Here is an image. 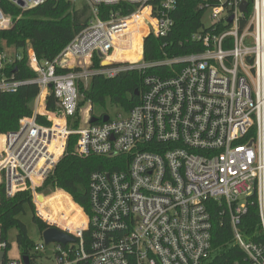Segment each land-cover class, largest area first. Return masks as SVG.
Masks as SVG:
<instances>
[{"label": "built area", "instance_id": "1", "mask_svg": "<svg viewBox=\"0 0 264 264\" xmlns=\"http://www.w3.org/2000/svg\"><path fill=\"white\" fill-rule=\"evenodd\" d=\"M9 1L19 6V0ZM20 1L29 8L46 0ZM70 2L74 6L77 0ZM80 2L89 8L88 22L55 58L39 62L28 51L35 78H0V90L8 93L37 84L35 103L43 107L3 134L0 184L9 197L28 191L47 228L74 240L33 242L29 254L16 260L7 255L0 227V264H24L23 256L28 264H41L39 258L50 264H202L211 251L214 202L221 204L233 241L244 253L234 264H264V0H199L203 16L209 12L211 20L191 36L201 49L157 62L179 68L171 76L146 77L139 102L125 115L91 124L89 109L86 126L72 129L69 121L80 109L78 84L87 87L94 75L112 78L145 67L144 40L169 34L178 0ZM9 23L0 9V28ZM136 36L140 59L114 60L113 54L130 48ZM13 52L11 59L3 52L2 60L20 57ZM94 55L100 67L93 65ZM50 92L54 111L45 104ZM38 114L47 123L38 121ZM71 134L77 136V156L118 157L114 163L123 166L90 175L89 212L79 206L83 221L77 223L72 209L39 201L49 198L44 182ZM249 204L257 208L261 241L240 229Z\"/></svg>", "mask_w": 264, "mask_h": 264}, {"label": "trees", "instance_id": "2", "mask_svg": "<svg viewBox=\"0 0 264 264\" xmlns=\"http://www.w3.org/2000/svg\"><path fill=\"white\" fill-rule=\"evenodd\" d=\"M198 2L199 0H178L172 15L174 25L169 34L160 38L153 35L145 38L143 43L145 67L124 70L112 78L94 75L90 78L87 88H81L85 98L90 100L91 106L101 111L100 115L96 116L92 113L93 107H91V115L98 117V122H102L101 117L106 114L107 104L119 106L126 112L136 105L145 88L144 79L146 77L171 76L179 68L177 64L169 66L156 64L157 62L201 49L200 45L191 39L192 34L199 31L202 26L203 11L199 8ZM0 9L10 16L9 25L0 28V64H2L0 78L13 77L14 80H30L36 77V73L28 65L29 49L34 52L39 62L52 60L87 24L89 19L87 5L83 4L74 8L70 0H46L41 5L29 8H22L9 0H0ZM5 48H13L20 57L12 62L3 61L1 55ZM134 48L140 54L141 39L139 36L135 38L130 48H126L127 53ZM117 55L118 52L112 58L117 60ZM93 65L100 67L97 55L93 57ZM38 94L39 87L35 83L21 85L13 93L0 90V135L17 130L22 117L33 115L32 103ZM45 104L47 110H56L52 92L47 95ZM37 120L47 123V120L39 114ZM77 122L76 119L74 122L69 121V127L75 128ZM76 140V134L69 135L65 153L46 178L44 189L51 191L59 188L69 194L75 205H70L68 210L72 209L75 212L72 220L77 223L80 218L83 219L78 206L89 212L90 175L95 171L120 169L123 166L121 163H114L118 157L107 158L91 155L82 158L77 156L74 153ZM55 195L59 203H62L60 202L62 198L68 199L69 202L70 197L63 192H55ZM63 204L61 209L64 210L65 205ZM26 206L32 211V219L39 231L46 229L47 224L34 213L31 194L28 191H20L13 197H9L6 194L4 183L0 184L2 236L6 239L9 230L16 229L20 255L29 254L33 245L25 225L19 218V215L25 212ZM221 209V204L215 202L209 207L212 224L211 251L202 264H234L235 261L244 259L243 251L233 241L229 220L221 214ZM240 229L248 239L263 240L258 233V212L255 204H249L247 213L241 219Z\"/></svg>", "mask_w": 264, "mask_h": 264}, {"label": "rangeland", "instance_id": "3", "mask_svg": "<svg viewBox=\"0 0 264 264\" xmlns=\"http://www.w3.org/2000/svg\"><path fill=\"white\" fill-rule=\"evenodd\" d=\"M80 5H81L80 0H77V2L74 4L75 7H79ZM9 18H10V16H9ZM210 21L211 20H210L209 12H207L206 14H204V16L202 18V22H203V24L205 26H207V25H209ZM137 37L138 36H136V38ZM121 50H120V52H119V50L117 51L118 52V55H117L118 59L123 58L124 60H126L127 59V51L128 50H126V49H123L122 51ZM13 51H14L13 48H11V49L5 48L4 53L6 54V56H8L9 59H11L14 56V52ZM113 55L115 56V53ZM78 85H79L78 86V88H79V102L81 101V105L79 107L80 108L79 111L77 112L78 114H77V116L75 118L78 121L77 122V126L75 128H77V127H80V128L82 127L83 128L87 124V120H88V116H89V109H90V114H91V107H93L92 108V113L95 114L96 116L100 115L101 111H98V109L95 106H91L90 100H87L85 98V94L82 93L83 90H81V88L86 89L87 87H85V84H83V81H81ZM35 100L32 103L33 112H35V110H40V109L43 110V107H42L41 104L36 106ZM105 113L108 114L111 119H114V118L117 117V114H119V113L122 114V115H125L126 111L123 110L119 106H114V105L107 104V108H106V112ZM74 120L71 121V122H74ZM75 128H72V129H75ZM2 136H3V134L0 135V147H2V143H1V141H2L1 137ZM45 190H47V189H45ZM55 192H63L64 194H67L63 190H61L59 188H56L54 190H51L49 192V194L46 195V196L49 195L48 199L43 198L41 196V197H39V201L42 202V203L48 201V202H50V204L53 207L56 205V207H58V208H62V204L64 203L63 205H65V207H64L65 209H68L70 207V205L72 206V204H74L72 202L71 198L69 199V202H68V199L62 198V200H60V202H62V203H59L57 201L58 198H57V195H55ZM71 213L73 215L75 212L73 210H71ZM80 213L82 214L81 211H80ZM19 218L23 222V224L25 225V227L27 229L28 236L32 240V242H34V243H42L43 238H42L41 233H40V231H39V229L37 227V224L32 219V211L30 210L29 207H27V206L25 207V212L20 214ZM16 235H17L16 229H10L8 234H7V236H6V241L9 244V250H8V254H7L8 257L11 258V259H16L17 260L20 257V253H19V248H18V244H17V240H16ZM51 247H53V244H49L47 246L46 253H49V249ZM38 262H40L41 264H50L48 262L40 260V258H39Z\"/></svg>", "mask_w": 264, "mask_h": 264}, {"label": "water", "instance_id": "4", "mask_svg": "<svg viewBox=\"0 0 264 264\" xmlns=\"http://www.w3.org/2000/svg\"><path fill=\"white\" fill-rule=\"evenodd\" d=\"M18 5L20 7H22L24 5V3L22 1H17ZM244 7V4L243 6ZM110 62H107V61H103V65L106 66V65H109ZM137 94V92H136ZM98 117L96 116H91L90 119H89V123H95V122H98ZM109 119V115L105 114L101 117V121L103 122H106L107 120ZM45 194L48 193V190H45L44 192ZM43 235V239L45 241L46 244L50 243V242H59V243H62V244H65L66 242L68 241H73L74 238H72L70 235H68L67 233L55 228V227H50V228H47L43 231L42 233ZM3 255V253H1V256ZM23 262L24 264H28V258L27 256H23Z\"/></svg>", "mask_w": 264, "mask_h": 264}, {"label": "bare ground", "instance_id": "5", "mask_svg": "<svg viewBox=\"0 0 264 264\" xmlns=\"http://www.w3.org/2000/svg\"><path fill=\"white\" fill-rule=\"evenodd\" d=\"M140 59V54L138 53L137 49L134 48L130 52L127 53V59L130 62H136ZM44 96V92L42 93V97ZM1 143H3L4 136L1 137ZM81 210V209H80ZM83 216V215H82ZM83 219L80 218L79 222H81Z\"/></svg>", "mask_w": 264, "mask_h": 264}, {"label": "crops", "instance_id": "6", "mask_svg": "<svg viewBox=\"0 0 264 264\" xmlns=\"http://www.w3.org/2000/svg\"><path fill=\"white\" fill-rule=\"evenodd\" d=\"M41 111H42V109H41ZM66 195H68V194H66ZM69 196V195H68ZM70 197V196H69ZM71 198V197H70ZM72 200V199H71ZM72 202H73V200H72ZM74 203V202H73ZM75 204V203H74ZM78 206V205H77ZM79 207V206H78Z\"/></svg>", "mask_w": 264, "mask_h": 264}]
</instances>
